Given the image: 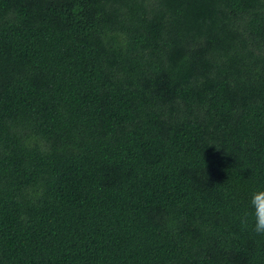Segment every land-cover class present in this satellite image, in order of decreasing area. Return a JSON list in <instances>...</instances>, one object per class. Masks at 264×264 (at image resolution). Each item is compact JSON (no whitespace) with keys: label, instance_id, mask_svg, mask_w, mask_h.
<instances>
[{"label":"trees","instance_id":"1","mask_svg":"<svg viewBox=\"0 0 264 264\" xmlns=\"http://www.w3.org/2000/svg\"><path fill=\"white\" fill-rule=\"evenodd\" d=\"M264 0H0V264H264Z\"/></svg>","mask_w":264,"mask_h":264},{"label":"clouds","instance_id":"2","mask_svg":"<svg viewBox=\"0 0 264 264\" xmlns=\"http://www.w3.org/2000/svg\"><path fill=\"white\" fill-rule=\"evenodd\" d=\"M238 219L242 228L250 229L256 235L264 236V187L251 193L248 208Z\"/></svg>","mask_w":264,"mask_h":264}]
</instances>
